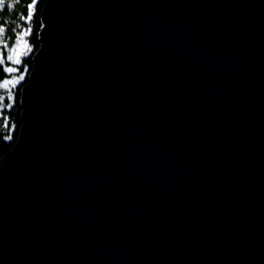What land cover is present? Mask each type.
<instances>
[{"label": "water", "instance_id": "1", "mask_svg": "<svg viewBox=\"0 0 264 264\" xmlns=\"http://www.w3.org/2000/svg\"><path fill=\"white\" fill-rule=\"evenodd\" d=\"M0 162V264H264V0H47Z\"/></svg>", "mask_w": 264, "mask_h": 264}, {"label": "trees", "instance_id": "2", "mask_svg": "<svg viewBox=\"0 0 264 264\" xmlns=\"http://www.w3.org/2000/svg\"><path fill=\"white\" fill-rule=\"evenodd\" d=\"M8 3H12L15 6L9 8L7 7ZM29 3H32V0H6L5 5L0 7V25H4L7 30L4 36H0V41L7 40L9 47H11V44L14 43L15 32L13 31V29H15L16 31H20L22 27L28 26L25 20L20 18L27 16L28 9L26 6ZM46 3L47 0H37L34 5V14L30 22L32 33L25 37L29 42L32 51L30 53H27V55L22 56L21 59L23 63L21 65H13L11 64V62H7V49H4L2 47V44H0V51L4 53L6 61L4 65H0V82H2L4 78H11V76L13 75L2 71V69L7 66L18 67L20 71L15 73V75L19 76L23 74L25 77L24 80H22L12 88L13 99L11 101L7 100L6 91L4 89H0V95L5 96V100L0 101V162L2 161L4 156L12 150L20 135V128L22 127V90L23 87L28 83L29 76L34 67L35 54L41 47L40 37L44 26L42 21V14ZM6 104H12L13 107L9 109L5 106ZM5 121L8 122V127L4 126ZM9 134L13 138L11 140L4 139V137Z\"/></svg>", "mask_w": 264, "mask_h": 264}, {"label": "snow or ice", "instance_id": "3", "mask_svg": "<svg viewBox=\"0 0 264 264\" xmlns=\"http://www.w3.org/2000/svg\"><path fill=\"white\" fill-rule=\"evenodd\" d=\"M37 0H32V3H29L26 7L28 9L27 11V16L26 17H21L20 19L25 20L26 24L28 26L22 27L20 31H16L13 29L15 32V37H14V43L11 44V47H9V44L7 40L0 41V44H2V47L4 49H7V57L6 61L11 62L13 65H21L23 63L21 57L27 55V53H30L32 51V48L29 44V42L25 39L28 35L32 33V28L30 26V22L33 17V8ZM6 3V0H0V7L4 6ZM15 5L12 3H8L7 7L12 8ZM6 27L4 25H0V36H4L6 34ZM5 61V56L2 51H0V65H4L6 63ZM26 70V69H25ZM3 72H6L8 74L12 73H17L20 71L18 67H11L7 66L2 69ZM25 77L23 74L19 76H11V78H4L2 82H0V89H4L7 93V100L11 101L13 99V93H12V88L15 87L16 84H18L20 81L24 80ZM5 100V96L0 95V101ZM7 108H12V104H6L5 105ZM5 127H8V122L5 121ZM13 137L9 134L4 137L6 140H11Z\"/></svg>", "mask_w": 264, "mask_h": 264}, {"label": "rangeland", "instance_id": "4", "mask_svg": "<svg viewBox=\"0 0 264 264\" xmlns=\"http://www.w3.org/2000/svg\"><path fill=\"white\" fill-rule=\"evenodd\" d=\"M25 39H26V38H25ZM26 40H27V39H26ZM21 58H22V57H21ZM11 67H15V66H11ZM12 74L15 75V73H12ZM13 75H12V76H13ZM15 76H17V75H15ZM9 79H10V78H9ZM20 82H21V81H20Z\"/></svg>", "mask_w": 264, "mask_h": 264}]
</instances>
